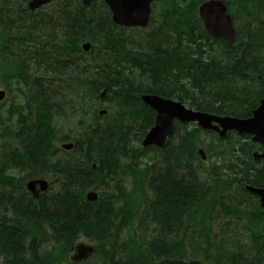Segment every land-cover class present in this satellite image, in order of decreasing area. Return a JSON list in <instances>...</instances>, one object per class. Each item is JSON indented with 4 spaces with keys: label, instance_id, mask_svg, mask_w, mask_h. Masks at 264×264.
Wrapping results in <instances>:
<instances>
[{
    "label": "trees",
    "instance_id": "1",
    "mask_svg": "<svg viewBox=\"0 0 264 264\" xmlns=\"http://www.w3.org/2000/svg\"><path fill=\"white\" fill-rule=\"evenodd\" d=\"M204 1L153 0L149 25L127 28L103 0H0L14 92L0 101V264H264V209L246 189L264 187L261 145L174 121L163 148L141 146L155 120L142 94L239 118L264 97V0H221L232 45L203 27ZM34 178L50 183L37 199ZM80 239L94 249L73 262Z\"/></svg>",
    "mask_w": 264,
    "mask_h": 264
},
{
    "label": "water",
    "instance_id": "2",
    "mask_svg": "<svg viewBox=\"0 0 264 264\" xmlns=\"http://www.w3.org/2000/svg\"><path fill=\"white\" fill-rule=\"evenodd\" d=\"M55 0H28L30 10L48 4ZM94 0H81L82 4L89 6ZM108 6L112 20L115 24L132 28H145L149 25L152 11L153 0H103ZM198 15L203 23L205 30L215 38H222L228 44L232 45L234 39V26L230 14L227 12L225 3L221 0H206L198 7ZM84 51H88L90 43L82 44ZM5 92L0 90V100L3 99ZM105 91H102L100 97L103 98ZM141 99L144 104L155 111V120L153 126L147 131L141 141L143 148L155 146L163 148L168 137L173 133V122L196 123L204 130L213 131L223 138L225 135L234 131L238 135H249L254 143L261 145L260 151L252 154L255 163L264 161V97L259 105L251 112L248 118H239L235 116H220L208 112L198 111L185 106L180 101L164 98L155 94H142ZM105 109L100 111V115L105 114ZM73 142H65L60 145L63 150H71ZM198 156L201 160H206V153L203 148L198 149ZM49 181L45 178H34L26 182V190L34 197L38 198L49 188ZM246 189L257 196L259 205L264 209V187H254L246 185ZM97 193L89 191L86 194L88 201H96ZM94 247L87 243H78L70 257L73 262H80L87 258ZM156 264H203L198 260H175L163 259Z\"/></svg>",
    "mask_w": 264,
    "mask_h": 264
},
{
    "label": "rangeland",
    "instance_id": "3",
    "mask_svg": "<svg viewBox=\"0 0 264 264\" xmlns=\"http://www.w3.org/2000/svg\"><path fill=\"white\" fill-rule=\"evenodd\" d=\"M51 3H52V2H50V3H48V4H45V5H43V6L46 7V6L50 5ZM39 8H40V7H39ZM46 8H47V7H46ZM0 90L5 91L4 97H3V99H1L0 101H4V105H5V106H8L9 101H10L9 98H14V92H13V93H10L9 96H8V94H7L6 90H5V87L1 84V81H0ZM105 114H106V113H105ZM103 115H104V114H103ZM60 145H61L60 142H56V146H57V147L61 148ZM256 150H258V149H256ZM80 241L92 245V243H91L90 241H88V240L80 239Z\"/></svg>",
    "mask_w": 264,
    "mask_h": 264
},
{
    "label": "bare ground",
    "instance_id": "4",
    "mask_svg": "<svg viewBox=\"0 0 264 264\" xmlns=\"http://www.w3.org/2000/svg\"><path fill=\"white\" fill-rule=\"evenodd\" d=\"M4 92H5V91H4ZM90 191H95V190H90ZM88 192H89V191H88ZM88 192H87V193H88ZM95 192H96L97 195H98V192H97V191H95ZM87 193H86V194H87ZM86 199H87V198H86ZM97 199H98V197H97ZM78 243H80V242H78ZM78 243H77V244H78ZM82 243H84V242H82ZM87 244H88V243H87Z\"/></svg>",
    "mask_w": 264,
    "mask_h": 264
},
{
    "label": "flooded vegetation",
    "instance_id": "5",
    "mask_svg": "<svg viewBox=\"0 0 264 264\" xmlns=\"http://www.w3.org/2000/svg\"><path fill=\"white\" fill-rule=\"evenodd\" d=\"M260 151V150H259Z\"/></svg>",
    "mask_w": 264,
    "mask_h": 264
}]
</instances>
